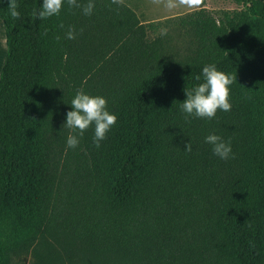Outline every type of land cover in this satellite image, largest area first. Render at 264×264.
I'll return each mask as SVG.
<instances>
[{
  "label": "trees",
  "instance_id": "obj_1",
  "mask_svg": "<svg viewBox=\"0 0 264 264\" xmlns=\"http://www.w3.org/2000/svg\"><path fill=\"white\" fill-rule=\"evenodd\" d=\"M233 2L247 6L182 16L193 43L177 56L118 0H95L88 16L65 3L45 19L40 0H15L19 17L0 0V264L30 251L37 264H264V0ZM211 63L234 77L231 110L185 119L183 89ZM77 90L117 117L99 147L90 126L66 148ZM210 133L231 142L229 159ZM59 230L87 257L34 250Z\"/></svg>",
  "mask_w": 264,
  "mask_h": 264
},
{
  "label": "clouds",
  "instance_id": "obj_2",
  "mask_svg": "<svg viewBox=\"0 0 264 264\" xmlns=\"http://www.w3.org/2000/svg\"><path fill=\"white\" fill-rule=\"evenodd\" d=\"M188 4H198L199 0H185ZM67 3L69 7L80 8L86 16L92 15L95 0H88L86 5H81L79 0H40V8L35 15L40 19L52 16H59L62 7ZM9 10L12 17H19L15 0H9ZM64 27L63 24L60 25ZM167 30L161 31V35H166ZM75 30L69 26L64 33V38L74 39ZM57 40L61 39L59 35ZM197 81L191 87H184L185 99L180 103L179 108L185 114V119L190 117L212 119L218 110L229 111L232 104L230 102V86L234 82V77L220 70L215 63L205 64L201 68L200 75L195 77ZM236 79V77H235ZM67 104L71 109L66 112L63 127L69 129L66 137V148H76L86 129L94 126L93 143L96 147L105 139L106 133L116 123V115L107 108V98L102 95H94L83 90H77ZM205 142L211 145L214 155L220 159H229L232 155V145L229 140H225L219 134L210 133L205 136ZM185 151H191V144L187 142Z\"/></svg>",
  "mask_w": 264,
  "mask_h": 264
},
{
  "label": "rangeland",
  "instance_id": "obj_3",
  "mask_svg": "<svg viewBox=\"0 0 264 264\" xmlns=\"http://www.w3.org/2000/svg\"><path fill=\"white\" fill-rule=\"evenodd\" d=\"M118 1L131 7L140 21L147 25V35L149 38H159L164 48L177 56H183L188 52L193 43L192 36L179 24L182 16L198 9L201 4L215 16H218L221 11L230 12L247 6L246 4H236L233 0H199V3L195 5L188 4L185 0ZM164 29L167 32L166 35L162 36L161 31ZM72 173L69 170L64 172L67 184L74 177ZM47 246H51V249H48ZM63 247L69 252L77 254L78 257H87V251L83 245L61 230L39 239L34 250L39 253H47L51 250H61ZM17 262L18 264H37L33 251L24 254ZM81 262L83 261H71V264ZM63 264H69V262H64Z\"/></svg>",
  "mask_w": 264,
  "mask_h": 264
},
{
  "label": "crops",
  "instance_id": "obj_4",
  "mask_svg": "<svg viewBox=\"0 0 264 264\" xmlns=\"http://www.w3.org/2000/svg\"><path fill=\"white\" fill-rule=\"evenodd\" d=\"M7 55L6 29L0 17V74Z\"/></svg>",
  "mask_w": 264,
  "mask_h": 264
}]
</instances>
